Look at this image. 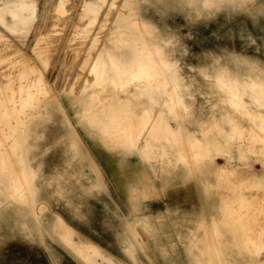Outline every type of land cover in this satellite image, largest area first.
<instances>
[{"label": "rangeland", "instance_id": "obj_1", "mask_svg": "<svg viewBox=\"0 0 264 264\" xmlns=\"http://www.w3.org/2000/svg\"><path fill=\"white\" fill-rule=\"evenodd\" d=\"M62 1L26 0L17 33L0 24V86H18L22 57L50 89L13 113L0 90V264H109L96 251L115 264H264V0H108L99 14L84 8L94 0ZM107 48L115 84L92 73ZM126 52L147 78L125 74ZM145 112L160 129L139 138L128 126ZM90 137L141 165L130 209L118 194L123 209L101 205L102 184L114 187Z\"/></svg>", "mask_w": 264, "mask_h": 264}, {"label": "bare ground", "instance_id": "obj_2", "mask_svg": "<svg viewBox=\"0 0 264 264\" xmlns=\"http://www.w3.org/2000/svg\"><path fill=\"white\" fill-rule=\"evenodd\" d=\"M31 1V0H30ZM61 1V0H60ZM64 1V0H63ZM62 1V2H63ZM68 0H66V2H67ZM28 2V1H27ZM26 2V0H0V24L5 28L6 27V29H7V31L9 30H14V31H16V33H17V29L19 30V28H21L22 26H24L25 25V22L27 23L28 22V18H26V16H24V13H28V12H30V13H32L31 11H28V12H25V8H26V6H27V3ZM62 2H61V5H63V4H65L64 2H63V4H62ZM59 3V2H58ZM68 3V2H67ZM30 4V3H29ZM34 5H35V3H33ZM111 4H113L112 2H111ZM31 5V4H30ZM34 5H31V6H33V8H35L36 6H38L37 4H36V6L34 7ZM60 5V4H59ZM66 5V4H65ZM110 4L108 3V0H94L93 2H86L85 3V5H84V8H86V10H88V9H91V7H93V9H94V11L96 12V14H99V13H102V11H104V9H105V7H108ZM58 6V5H57ZM59 7H61V6H59ZM63 7H64V5H63ZM63 7L62 8H57V10L59 9L60 10V13L61 12H64L65 11V9L63 10ZM29 9H31L32 10V8H30V7H28ZM65 8H66V6H65ZM38 9V8H37ZM63 11H62V10ZM56 10V11H57ZM58 10V11H59ZM24 11V12H23ZM32 11H34V9L32 10ZM93 11V12H94ZM36 12V8H35V11H34V13ZM29 13V14H30ZM57 13V12H56ZM69 13V12H68ZM111 13V12H110ZM36 14V13H35ZM34 14V15H35ZM58 14V13H57ZM65 14V16L67 15V13L65 12L64 13ZM63 13H62V15H64ZM93 14H95V13H93ZM61 15V14H60ZM60 15H59V17H60ZM61 15V16H62ZM91 15H92V13H91ZM29 15H27V17H28ZM64 16V17H65ZM68 16V15H67ZM66 16V17H67ZM88 16H89V14H88ZM94 16V15H93ZM97 16V15H96ZM30 17V16H29ZM58 17V18H59ZM31 18V17H30ZM62 18V17H61ZM99 19V18H98ZM30 20V19H29ZM86 23V22H85ZM53 26V25H52ZM79 26V25H78ZM175 26V25H174ZM26 27V26H25ZM24 27V28H25ZM176 27V26H175ZM13 28V29H12ZM23 28V27H22ZM81 28H83V27H81ZM10 31V32H11ZM13 32V31H12ZM90 32V31H89ZM15 33V34H16ZM77 33V32H76ZM51 34V33H50ZM101 35V34H100ZM48 36V35H47ZM45 37V36H44ZM2 38H4L5 39V37L4 36H1L0 35V39H2ZM102 38V37H101ZM86 39V38H85ZM5 40H8V39H5ZM100 40V39H99ZM39 41H40V39H39ZM87 42V41H86ZM6 43H10V42H6ZM37 43H38V41H37ZM11 44V43H10ZM3 46V45H2ZM5 46H7V45H4L3 47H5ZM8 46H10L9 44H8ZM2 47V48H3ZM11 47V46H10ZM1 48V47H0ZM1 48V50H3ZM8 47H6V49H7ZM12 48V47H11ZM5 49V50H6ZM7 51V50H6ZM34 52H37L36 50H34ZM109 51H108V48L107 49H105V50H103V51H101L100 52V54L98 55V57H97V59H96V61H97V63H99V64H94V66H93V68H92V73H94V74H96V75H99V76H104V75H107V74H109V75H112L109 79H107V80H110L112 83H114L115 84V82H116V79H117V77L119 76V74L117 73V72H119V69H118V67H117V65H111V68H108V69H106V68H101L100 67V65H101V63L102 62H105V61H107L108 59H111V58H113V56L112 55H110L109 53H108ZM8 53V52H7ZM10 53V52H9ZM17 53V52H16ZM38 53V52H37ZM149 54H150V52H148ZM0 54H3V53H0ZM5 54V53H4ZM11 54V53H10ZM15 55V54H14ZM35 55V54H34ZM36 55H39V54H36ZM1 56V55H0ZM6 56V55H5ZM19 56H21V55H19ZM23 56V55H22ZM9 57H10V55H9ZM25 57V56H24ZM151 57V56H150ZM154 57V56H153ZM153 57H151L150 59L152 60V59H154ZM2 58V57H1ZM5 58H7V56L5 57ZM15 58V57H14ZM18 58V57H17ZM19 58H21L22 59V57H19ZM149 58V57H148ZM3 59V58H2ZM21 59H20V61H19V59H18V61L20 62V64H22V65H20V66H22L21 67V69H23L21 72H22V74L21 75H19V77L17 78V81H18V86H16V87H13V86H15L17 83H16V81H15V83H14V79H10L11 77L10 76H8L7 75V78H9L12 82H10V81H8V79L6 80L7 82H6V84H7V86H6V84H4V85H2V86H4V87H1L0 86V90H2L3 92H4V95H5V103H6V107H7V109L8 110H10L11 111V113H13V112H15L17 109H19V108H21V109H26V108H28V107H32V106H34V105H36L37 103H38V101L39 100H42V99H44V98H46V97H48L49 95H50V89H49V87H48V85H47V83H46V80H45V78L42 76V75H39V73H38V77L37 76H35L36 75V73L35 72H37L36 70H37V68L35 69L34 67V65H33V67L31 66V65H29V64H26L27 62H29V61H27V60H25L26 58H24V61H22L21 62ZM29 59V58H28ZM122 59L124 60V62L126 63V69H125V71H126V73L125 74H133V72L135 73V72H137L138 70H139V73H140V75L142 76V77H146L147 78V76H148V74H150L147 70L148 69H150V68H147V64L145 63L146 61H141V57L140 56H138L137 54H133V52H126L125 53V55H122ZM6 60V59H5ZM8 60V59H7ZM87 60V59H86ZM11 61H13V60H11ZM18 61H17V63H18ZM88 61V60H87ZM31 62V61H30ZM29 62V63H30ZM154 62V61H153ZM14 63V62H13ZM10 65V64H9ZM13 65V64H12ZM24 65H25V67H24ZM16 66V65H15ZM15 68V67H14ZM159 68V67H158ZM176 69V68H175ZM174 68H173V66H170L169 68H168V72L169 73H171V74H173V75H175L176 73H177V71L175 70ZM182 70V69H181ZM11 71V70H10ZM18 71V70H17ZM160 71H162L161 69H160ZM15 72V71H14ZM163 72V71H162ZM161 72V73H162ZM11 73V72H10ZM35 73V75H33ZM5 74H7V73H5ZM25 74H27V76H25ZM10 75V74H9ZM32 75L33 76H35L34 77V79H32V80H29V76H31V78H32ZM158 75V74H157ZM165 75V74H164ZM4 76V75H3ZM6 76V75H5ZM14 77V76H13ZM165 78V77H164ZM162 79H163V77H162ZM148 80V79H147ZM163 82V81H162ZM10 83H11V85L12 86H10ZM15 85H14V84ZM148 83H150V82H148ZM152 83H153V81H152ZM170 84V83H169ZM166 85V84H165ZM8 87V89H10V90H6V91H4V88H7ZM168 87V86H167ZM1 91V92H2ZM8 94H7V93ZM177 96V95H176ZM177 98V97H176ZM172 99V98H171ZM176 100V99H175ZM177 101H178V99H177ZM182 103V102H181ZM176 104V103H175ZM177 105V104H176ZM103 106V105H102ZM4 114H5V112H4ZM116 115V114H115ZM6 116V115H5ZM133 118H132V121H131V123H130V125L128 126L129 128H128V130L130 131V132H133L134 134H136V136L137 137H139V138H142V136L146 133V131L148 132L150 129V134H155L159 129H160V124L159 123H157V124H155V125H153L152 126V124H153V120H152V118H151V115H148L147 114V112H145L142 116L141 115H133L132 116ZM122 120V119H121ZM127 120V119H126ZM128 121V120H127ZM121 124V123H120ZM123 125H124V123H123ZM152 126V127H151ZM124 128V127H123ZM165 129H166V132L168 133V134H171L172 132H173V130H172V127L171 126H165ZM106 130V129H105ZM126 130V129H125ZM122 131V130H121ZM127 132V131H126ZM112 136V135H111ZM70 138L72 139V137L70 136ZM146 149L148 150L149 149V147L147 146L146 147ZM145 149V150H146ZM67 168L68 167H70V165H67L66 166ZM248 168H250L251 169V172H253V171H255V167L252 165V166H247ZM164 168L165 169H169V166H167L166 164H165V166H164ZM251 176L252 177H254V178H258L259 177V174H257V173H253V174H251ZM225 180V179H224ZM253 195H254V193H253ZM252 195V197L254 198V196ZM244 196H245V194H244ZM258 196V195H257ZM260 196V195H259ZM261 197V196H260ZM260 197H257V198H259L258 200H261L260 199ZM263 197H264V195H263ZM249 200V199H248ZM262 200H264V198L262 199ZM257 201V200H256ZM258 202V201H257ZM260 203V202H259ZM253 204H254V202H253ZM257 204V203H256ZM256 204H255V206H256ZM254 206V205H253ZM261 206V205H260ZM242 210V209H241ZM262 211V210H261ZM238 213V212H237ZM243 215V214H242ZM248 216V215H247ZM246 218V217H245ZM244 228V227H243ZM246 229V228H245ZM261 232V231H260ZM248 234V233H247ZM250 235V234H249ZM246 236V235H245ZM263 236V235H262ZM252 237V236H251ZM251 237H250V239H251ZM246 238H248V237H246ZM255 238V237H254ZM253 239V238H252ZM246 240V239H245ZM255 240H256V238H255ZM261 240V239H260ZM250 241V240H249ZM248 241V242H249ZM82 243V246H84V247H86V248H90V249H93V246H91L90 244H87L86 242H81ZM262 244V243H261ZM264 244V243H263ZM76 246H77V244H75ZM256 245V244H255ZM260 246V245H259ZM78 247V246H77ZM262 247V246H261ZM260 250V249H259ZM96 251V250H95ZM95 256H97V257H101L102 259H103V261H108V263L109 264H115V262L112 260V259H110L109 257H106V256H104L103 254H101L100 252H98V251H96L95 252ZM96 259L94 258V260H92V264H95V261Z\"/></svg>", "mask_w": 264, "mask_h": 264}, {"label": "crops", "instance_id": "obj_3", "mask_svg": "<svg viewBox=\"0 0 264 264\" xmlns=\"http://www.w3.org/2000/svg\"><path fill=\"white\" fill-rule=\"evenodd\" d=\"M89 139L92 142V149H93L95 155L100 160L104 171L109 176V178L112 182V185L114 187L112 189L108 185L102 184L103 189L105 188V190H107L108 193L106 195L103 192L104 198L99 199L101 205L103 206V204L106 202H113L116 209L117 208L120 210H121V208L123 209V207H121L117 204L118 200H117L116 194H118V196H120L124 199L125 204L127 205V208L130 209L128 199H129V196L132 194V190L135 188V186L137 184L136 183V174H137V170H141V168H142L141 165L137 166V161L134 160V158H130V157L126 156L124 153L119 154V153L114 152L112 150V153H114V155H112V157H108V156H104L103 153L97 149V146H98L97 143L100 141L102 143H105L106 141H110L111 143H113V146H114L113 148H115L117 146V143H116V145H114L115 141L113 139H110V138H93V137H90ZM105 148L109 150V147L105 146ZM80 150L82 152L81 157H80L82 162L87 161L90 165L93 166V163L88 158L87 150L84 147ZM110 152L111 151L109 150V153ZM59 170L60 169H58V171ZM84 171L86 173H90L89 168H84ZM97 183L100 184L99 182H97Z\"/></svg>", "mask_w": 264, "mask_h": 264}, {"label": "snow or ice", "instance_id": "obj_4", "mask_svg": "<svg viewBox=\"0 0 264 264\" xmlns=\"http://www.w3.org/2000/svg\"><path fill=\"white\" fill-rule=\"evenodd\" d=\"M3 247V245H0V248H2Z\"/></svg>", "mask_w": 264, "mask_h": 264}]
</instances>
